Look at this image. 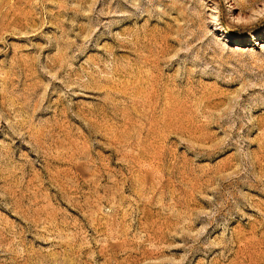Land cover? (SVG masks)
<instances>
[{
  "label": "rangeland",
  "instance_id": "374dc122",
  "mask_svg": "<svg viewBox=\"0 0 264 264\" xmlns=\"http://www.w3.org/2000/svg\"><path fill=\"white\" fill-rule=\"evenodd\" d=\"M0 264H264V0H0Z\"/></svg>",
  "mask_w": 264,
  "mask_h": 264
}]
</instances>
